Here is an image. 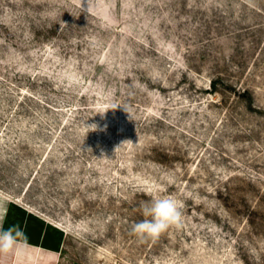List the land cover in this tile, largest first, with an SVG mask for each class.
Returning <instances> with one entry per match:
<instances>
[{
    "label": "rangeland",
    "instance_id": "rangeland-1",
    "mask_svg": "<svg viewBox=\"0 0 264 264\" xmlns=\"http://www.w3.org/2000/svg\"><path fill=\"white\" fill-rule=\"evenodd\" d=\"M160 196L181 226L138 238ZM14 204L64 242L0 264H264V0H0Z\"/></svg>",
    "mask_w": 264,
    "mask_h": 264
},
{
    "label": "clouds",
    "instance_id": "clouds-1",
    "mask_svg": "<svg viewBox=\"0 0 264 264\" xmlns=\"http://www.w3.org/2000/svg\"><path fill=\"white\" fill-rule=\"evenodd\" d=\"M90 131H96L95 124L88 126ZM143 219L131 226L132 234L138 238H155L170 227H180L182 224V208L179 202L171 196H160L142 203ZM4 213H0V254H9L27 247V237L19 225L4 229Z\"/></svg>",
    "mask_w": 264,
    "mask_h": 264
},
{
    "label": "crops",
    "instance_id": "crops-1",
    "mask_svg": "<svg viewBox=\"0 0 264 264\" xmlns=\"http://www.w3.org/2000/svg\"><path fill=\"white\" fill-rule=\"evenodd\" d=\"M0 213L6 214L4 229L12 225H19L23 229L27 237V246L54 254H57L58 250L62 248L64 236H62L60 228L50 222L36 215L27 214L16 204L11 205L10 209H7L6 206L2 207Z\"/></svg>",
    "mask_w": 264,
    "mask_h": 264
}]
</instances>
